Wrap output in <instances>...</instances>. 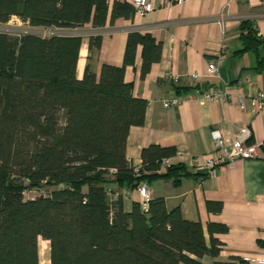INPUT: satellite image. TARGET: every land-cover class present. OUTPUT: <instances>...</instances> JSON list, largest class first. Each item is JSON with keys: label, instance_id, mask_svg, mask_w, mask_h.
Wrapping results in <instances>:
<instances>
[{"label": "trees", "instance_id": "16d2710c", "mask_svg": "<svg viewBox=\"0 0 264 264\" xmlns=\"http://www.w3.org/2000/svg\"><path fill=\"white\" fill-rule=\"evenodd\" d=\"M133 12L123 0H115L110 12L107 0H0V23L16 16L47 29L89 24L90 53L101 45L97 29ZM240 29V51H254L262 66L264 39L248 21ZM81 42L78 34L0 32V264H42L45 241L50 264H203L198 258L219 253L214 233L225 232L224 224H207V245L202 224L183 218L180 207L154 197L146 210L133 201L125 211L119 192L159 178L176 186L198 176L181 162L158 172L163 159L175 155L174 146L143 147L137 172L125 155L129 128L143 124L147 101L133 94L124 68L141 45L144 76L160 60L161 42L130 31L123 65L103 63L96 74L88 58L78 78ZM43 185L54 188L24 197L26 189Z\"/></svg>", "mask_w": 264, "mask_h": 264}, {"label": "crops", "instance_id": "0c3cea01", "mask_svg": "<svg viewBox=\"0 0 264 264\" xmlns=\"http://www.w3.org/2000/svg\"><path fill=\"white\" fill-rule=\"evenodd\" d=\"M114 1L107 0L109 12ZM150 1L155 6L150 12H133L113 22L108 19L97 29L101 34L97 51L87 49L92 28L89 24L82 27L87 35L82 37L77 77L82 76L88 58L96 74L103 63L123 65L130 31L149 33L161 42V58L144 76L141 45L136 47L133 63L124 68V80L133 83V94L147 101L143 124L130 126L127 134L125 155L133 169L142 165L143 147L159 144L175 147V155L168 158L171 164L181 162L196 173L213 149V131L232 137L241 127L251 129L249 141L258 144V158L224 163L213 172L182 178L176 186L162 178L147 186L150 199L163 197L168 208L178 206L183 218L199 221L207 245L209 222L227 227L223 233H214L221 249L216 256L198 258L203 264H235L233 258L255 264L247 258L264 254V42L259 46L263 60L259 66L254 51H240L244 44L240 25L248 21L264 39V0ZM210 59L217 65L211 76L207 72ZM192 73H197L198 79L192 80ZM204 84L207 92L215 89L223 97L213 100L200 94L198 99H183L177 106H163V100L175 94L176 88L186 96L192 88L202 90ZM187 87L191 88L187 91ZM119 190L123 208L129 211L132 202L138 201V191ZM208 201L213 203L211 208Z\"/></svg>", "mask_w": 264, "mask_h": 264}, {"label": "built area", "instance_id": "2783aa9c", "mask_svg": "<svg viewBox=\"0 0 264 264\" xmlns=\"http://www.w3.org/2000/svg\"><path fill=\"white\" fill-rule=\"evenodd\" d=\"M132 5L134 12L139 15H144L145 13L150 12L155 8L154 4L150 0H123ZM175 4L182 3L185 0H173ZM63 30L62 34H79L77 28L74 29H58ZM61 34V33H60ZM217 71V65L215 60L210 59L207 64L208 74L214 75ZM172 79L176 80L175 76H170ZM191 79H198L199 75L197 73L191 74ZM200 94H206L210 99L218 100L223 97V93L218 90H213L210 93L206 91L201 93V90L197 88H192L186 94L182 96L180 94H173L169 99L163 100L162 104L165 107L168 106H177L180 104L183 99H198ZM258 97H262V94L258 93ZM214 136V146L213 149L207 154L203 162V167L209 172L228 162H233L237 159H256L259 156V146L255 142L249 141L252 136L251 129L248 126L241 127L238 132L232 137H225L221 134L220 131L216 130L212 132ZM171 164L168 159H163L158 172H163L166 170V167ZM135 172L138 171V168L134 169ZM110 172L114 173L115 169L111 168ZM138 202L140 208L146 210L148 207V201L150 199L148 186L145 182L139 184L138 188ZM108 194L113 195L112 189H108ZM116 195V192L115 194ZM248 262L255 264H264V254L257 255L247 258Z\"/></svg>", "mask_w": 264, "mask_h": 264}, {"label": "rangeland", "instance_id": "374dc122", "mask_svg": "<svg viewBox=\"0 0 264 264\" xmlns=\"http://www.w3.org/2000/svg\"><path fill=\"white\" fill-rule=\"evenodd\" d=\"M64 30H66V29H64ZM0 32H7V33L15 35V36L20 35V34L25 33V32H32V33L39 34L42 36H48L52 33H62L63 30H58L56 28H53V29L48 28L47 29V28H41V27H31L27 23L20 20L18 17L12 16L7 22L0 23ZM78 32L83 38H85L87 35V31L83 28H78L76 33H78ZM53 188L54 187H51V186L49 187V186L43 185V186H40L38 188L26 189L24 191V197L26 199H30V198H34L36 196H39L41 194L45 195L50 190H52ZM39 240H43V239L39 238ZM45 256H46V260H47L48 259L47 254ZM40 259H41V257H40ZM48 264H50V263H48Z\"/></svg>", "mask_w": 264, "mask_h": 264}, {"label": "bare ground", "instance_id": "6f19581e", "mask_svg": "<svg viewBox=\"0 0 264 264\" xmlns=\"http://www.w3.org/2000/svg\"><path fill=\"white\" fill-rule=\"evenodd\" d=\"M49 242L48 241H45L44 244H43V263L42 264H48L50 263V260H49V250H50V245H48ZM48 256V259L46 260V255Z\"/></svg>", "mask_w": 264, "mask_h": 264}, {"label": "water", "instance_id": "95a60500", "mask_svg": "<svg viewBox=\"0 0 264 264\" xmlns=\"http://www.w3.org/2000/svg\"><path fill=\"white\" fill-rule=\"evenodd\" d=\"M207 90V84H204V86H203V89L201 90V93L202 92H204V91H206ZM207 172V169L206 168H198L197 170H196V173L197 174H203V173H206Z\"/></svg>", "mask_w": 264, "mask_h": 264}]
</instances>
